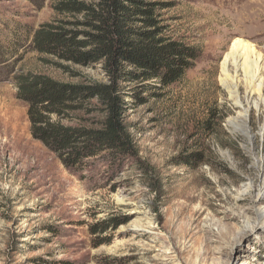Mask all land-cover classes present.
Masks as SVG:
<instances>
[{
    "label": "rangeland",
    "instance_id": "rangeland-1",
    "mask_svg": "<svg viewBox=\"0 0 264 264\" xmlns=\"http://www.w3.org/2000/svg\"><path fill=\"white\" fill-rule=\"evenodd\" d=\"M55 1L0 0V264H264V0H146L163 5L139 28L194 53L167 85L33 50L36 28L71 18ZM235 38L262 54L263 80L251 93L239 73L232 97L219 75ZM20 73L115 86L124 147L51 150L31 132ZM69 106L50 120L99 128L111 115L95 98Z\"/></svg>",
    "mask_w": 264,
    "mask_h": 264
},
{
    "label": "trees",
    "instance_id": "trees-1",
    "mask_svg": "<svg viewBox=\"0 0 264 264\" xmlns=\"http://www.w3.org/2000/svg\"><path fill=\"white\" fill-rule=\"evenodd\" d=\"M159 4L163 5L146 0H56L55 11L71 18H59L36 28L32 48L80 65L102 62L113 80L133 73L125 69V64L165 85L179 81L191 65L187 60L194 55L191 48L153 38L149 30L138 26L139 22L153 25ZM7 45L10 47V43ZM138 73L134 71L133 76ZM14 80L17 97L28 104L33 136L51 150L87 157L104 149L120 151L124 147L115 86L109 89L99 83L61 82L33 73H20ZM94 98L107 103L111 112L99 128H74L50 120L51 114H62L74 99Z\"/></svg>",
    "mask_w": 264,
    "mask_h": 264
},
{
    "label": "bare ground",
    "instance_id": "bare-ground-1",
    "mask_svg": "<svg viewBox=\"0 0 264 264\" xmlns=\"http://www.w3.org/2000/svg\"><path fill=\"white\" fill-rule=\"evenodd\" d=\"M251 6V11H254L257 5L253 7L251 4ZM261 13L264 14V4L263 6H257L256 15L254 16L262 18ZM246 14L247 13L245 12L243 13L244 16ZM262 59V54L256 51L251 42L241 38H235L231 42L227 52L224 53L221 60L219 75L221 84L229 92L230 96L233 97L238 95L236 89L238 80L237 76L239 73H242L245 85L249 92L254 93L260 90L263 80V77L260 75L262 70ZM232 69L234 70L233 72L235 75L231 72ZM262 128L264 129V124ZM258 225L264 227V206L258 211ZM249 263L250 262L246 260L243 262V264Z\"/></svg>",
    "mask_w": 264,
    "mask_h": 264
}]
</instances>
